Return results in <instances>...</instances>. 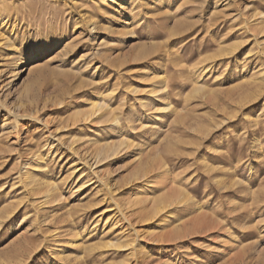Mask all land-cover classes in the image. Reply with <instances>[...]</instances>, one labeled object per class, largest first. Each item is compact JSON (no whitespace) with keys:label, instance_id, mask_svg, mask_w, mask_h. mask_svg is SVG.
<instances>
[{"label":"rangeland","instance_id":"1","mask_svg":"<svg viewBox=\"0 0 264 264\" xmlns=\"http://www.w3.org/2000/svg\"><path fill=\"white\" fill-rule=\"evenodd\" d=\"M0 99V264H264V0H0Z\"/></svg>","mask_w":264,"mask_h":264},{"label":"bare ground","instance_id":"2","mask_svg":"<svg viewBox=\"0 0 264 264\" xmlns=\"http://www.w3.org/2000/svg\"><path fill=\"white\" fill-rule=\"evenodd\" d=\"M128 1L129 0H124V4H127L128 3ZM141 2H143V1H141ZM140 3V2H139ZM260 34H261V32H260ZM53 60V59H52ZM23 63H24V59L23 58H21V59H19L17 62H15V63H13L12 65V67H11V70L9 71V76H8V78H7V82H6V84L3 86L4 88H7L8 90L11 88V85L13 84V81H15L17 78H18V76L20 75V70L23 68ZM153 92V91H152ZM0 105H2V103H1V99H0ZM107 105H105V104H103V103H101V104H97V105H93V110H95V112L94 113H92V114H85L84 115V119H83V121H88V120H91V118L92 117H94L95 116V114L98 112V113H100V112H103L104 110H105V108L106 109H108L107 107H106ZM166 106H167V108H165V111H168V109L170 108V104L169 103H167L166 104ZM153 109H155V107L153 108ZM158 109V108H157ZM107 111V110H106ZM108 111H109V109H108ZM154 111V110H153ZM105 112V111H104ZM164 112V111H163ZM110 113H111V111H110ZM108 115H110L109 113H108ZM107 115V116H108ZM110 117H112V116H110ZM98 118V117H97ZM106 118V117H105ZM107 119H108V117H107ZM111 119V118H110ZM110 119H108V120H106V122H109L110 121ZM115 119H113V121H114ZM82 122V121H81ZM90 122V121H89ZM102 122V121H101ZM112 122V121H111ZM86 123V122H85ZM103 124L105 123V121L104 122H102ZM110 123V122H109ZM116 123H119V122H116ZM116 123H113L112 122V125L114 126V125H116ZM99 124V123H98ZM100 125V124H99ZM102 125V124H101ZM100 125V126H101ZM106 125V124H105ZM110 126V125H109ZM108 126V127H109ZM99 127V126H98ZM122 140V139H121ZM124 140V139H123ZM121 142V143H120ZM90 143H92V141L90 142ZM95 144H96V142H95ZM94 144V145H95ZM130 144H131V142L129 143V142H122V141H119V146L118 147H114V148H111L112 149V152L113 153H116V154H120V153H122L124 150H126L127 151V149H129V148H131L130 147ZM73 145V144H72ZM84 145V144H83ZM86 145H88V144H86ZM91 145V144H90ZM117 145H118V143H117ZM116 145V146H117ZM69 146V145H68ZM67 146V147H68ZM85 146V145H84ZM92 146V145H91ZM90 146V147H91ZM97 146H99V145H97ZM69 147H71V146H69ZM74 147V146H73ZM81 147V146H80ZM79 147V148H80ZM83 147V146H82ZM96 147V146H95ZM93 148L91 151H90V154L92 155H90V157H91V159L93 158V160H95L96 162V165L98 164V162H97V159H98V156H99V153H101L102 152V150L101 149H99V148ZM85 148H87V147H85ZM52 149V148H51ZM78 152H79V150H78ZM89 152V151H88ZM82 153H83V150H82V152H81V150H80V152L77 154L78 155V159L76 160V164H77V162H79V163H83V161H84V159L82 160V158H83V155H82ZM87 154V153H86ZM38 156V155H37ZM84 157H85V155H84ZM43 158V157H42ZM88 158V157H87ZM86 159V158H85ZM89 159V158H88ZM32 160H34V159H32ZM36 161H37V163H38V166L40 165V163H42L41 162V159L40 158H36ZM87 161H89V160H86V162ZM90 162V161H89ZM85 163V162H84ZM29 164V163H28ZM31 164V163H30ZM30 164L28 165V167L27 168H29L30 167ZM85 164H87V163H85ZM84 165V164H83ZM41 166V165H40ZM78 166V165H77ZM88 166V165H87ZM91 166H93V165H91ZM37 167V166H36ZM31 168V167H30ZM40 169V167L38 168V170ZM81 169V168H80ZM37 170V169H36ZM76 171H77V169H75ZM91 170V169H90ZM154 170V169H153ZM153 170H151V171H147V172H145V173H138V175H139V177L137 178V180L140 178V179H144V178H146L147 176H148V174L150 173V172H152ZM158 170V169H157ZM159 170H160V168H159ZM158 170V171H159ZM155 171V170H154ZM168 174V173H167ZM166 174V176H165V184L167 183V185H166V187H168L170 190H172V191H174V192H177L178 193V195L175 197V201L173 200V198H170L171 200H170V202H167L166 204L165 203H161L160 205L159 204H156L154 201H149V198H150V196H148V197H145V195H143V193H144V188L145 187H143V188H140L139 189V192H137V195H136V197L135 198H133L131 201H132V205H131V208H127L128 209V216L127 215H125V218L127 219V220H129V218L130 217H136V216H139V215H143L144 217H146V218H152V216H155V215H158V214H160V213H162V212H164L166 209H168V208H171V207H174V206H188V205H190L191 204V201H192V199H190L188 196H183V195H185L182 191H180V192H178V190L179 189H176L175 187H174V185L171 183V178H170V176L169 175H167ZM35 178V177H34ZM164 178V177H163ZM28 179V178H27ZM37 179V178H36ZM35 179V180H36ZM139 179V180H140ZM33 183H35L34 181H33ZM36 184V183H35ZM48 185H50V184H48ZM47 185V186H48ZM31 186H33V185H31ZM46 186V187H47ZM51 186V185H50ZM165 186V185H164ZM165 187V188H166ZM48 188V187H47ZM49 189V188H48ZM54 189V188H53ZM52 189V190H53ZM52 190L50 191H48L47 190V192H46V194H45V196H44V201H46V202H48L52 197H53V193H52ZM81 190V189H80ZM42 192H43V190H42ZM45 192V191H44ZM55 193V192H54ZM146 193V192H145ZM181 194V195H180ZM56 195V194H55ZM42 198V197H41ZM39 200V199H38ZM53 200V199H52ZM167 201H168V199H166ZM36 201V200H35ZM34 201V202H35ZM43 202V201H42ZM41 202V203H42ZM53 202V201H52ZM37 203H39V202H37ZM149 204V206H148V208L145 206L144 207V205L145 204ZM46 204H48V203H46ZM163 204V206H161ZM45 205V204H44ZM137 205H139L140 206V208H136V209H132V207H135V206H137ZM143 205V206H142ZM42 206V205H41ZM123 212V211H122ZM124 213H125V211H124ZM123 220V219H122ZM165 220V219H164ZM163 220V221H164ZM204 219H200V220H198V221H196V222H193V223H190V224H187V223H185L182 227H178L177 228V233L174 235V240H176V241H178V240H180L181 239V234L182 233H188V232H192V231H196V230H200L202 227H203V225L205 224V222L203 221ZM56 230H58V229H56ZM67 231V230H66ZM59 232V231H58ZM62 233V232H61ZM66 233H71V230H68ZM57 235V234H56ZM59 236H60V234H59ZM54 237V236H53ZM56 237H58V236H56ZM60 244H58V246H59ZM57 246V245H56ZM60 248V247H59ZM58 250V249H57ZM61 256V255H60Z\"/></svg>","mask_w":264,"mask_h":264}]
</instances>
